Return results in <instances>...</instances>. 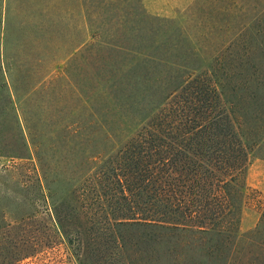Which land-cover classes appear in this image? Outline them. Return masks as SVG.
<instances>
[{"label": "trees", "instance_id": "trees-1", "mask_svg": "<svg viewBox=\"0 0 264 264\" xmlns=\"http://www.w3.org/2000/svg\"><path fill=\"white\" fill-rule=\"evenodd\" d=\"M21 1L40 36L0 51V76L13 78L0 105V145L31 147L47 190L64 187L59 210L52 202L55 226L76 245L79 264H111L123 238L156 239L198 259L186 264H264L263 201L256 227L238 235L250 126L264 121V0L216 8L215 24L229 35L212 50L168 44L177 22L145 0ZM59 55L73 68V113L83 108L90 124L74 122L55 144L28 126L30 144L18 107L37 106L43 67ZM115 131L128 133L115 140ZM46 150L58 155L54 180Z\"/></svg>", "mask_w": 264, "mask_h": 264}, {"label": "rangeland", "instance_id": "rangeland-1", "mask_svg": "<svg viewBox=\"0 0 264 264\" xmlns=\"http://www.w3.org/2000/svg\"><path fill=\"white\" fill-rule=\"evenodd\" d=\"M27 2L30 5L32 0ZM145 3L157 15L177 22L175 26L179 32H171L168 44L209 47L212 50L215 44H222V39L229 35L215 24V19L220 20L221 16L214 15L219 6H232V0H145ZM22 4L21 0H0V51L5 54L16 50L18 44H36L39 39L40 32L26 25L28 16L25 11L21 12ZM69 62L63 55L48 60L43 67L40 91L33 99L37 106L30 107L28 111L18 107L19 125L24 129V136L30 144L33 139L28 126L39 130L46 144L52 140L55 144L63 137L68 138L69 135L64 131H70L74 122L81 124L82 128L90 124L83 108L80 107V116L73 113L76 103L75 80ZM83 76L84 73L79 74L78 78H82L79 84L84 93ZM11 80L8 76H0V105L5 102L6 87L11 84ZM6 119L4 112L0 115V121ZM120 121L124 125L132 123L123 122V119ZM115 132V140L122 139L128 133ZM250 134L256 136L252 137L255 144L246 164V201L241 210L239 236L254 229L260 220L257 198L264 203V121L260 123V128L250 126ZM44 157L50 162L48 179L54 180L56 171L53 166L58 155L53 150H46ZM51 183L52 190L49 192L31 147L22 149L21 153H13L0 145V264H79L81 257H77L76 245L71 246L55 226V206L52 202L58 200L56 207L59 210L64 187L55 190V183ZM62 209L64 211L65 207L62 206ZM123 239L126 247L120 252L111 250L112 256L108 260L111 264H174L181 259L186 264L198 260L195 257L180 258L173 255L166 250L163 242L156 239ZM202 259L206 261V258ZM84 263L89 264L87 261Z\"/></svg>", "mask_w": 264, "mask_h": 264}]
</instances>
